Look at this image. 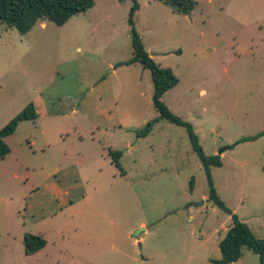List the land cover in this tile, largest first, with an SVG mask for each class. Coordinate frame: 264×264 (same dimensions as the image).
I'll return each mask as SVG.
<instances>
[{
	"label": "rangeland",
	"instance_id": "obj_1",
	"mask_svg": "<svg viewBox=\"0 0 264 264\" xmlns=\"http://www.w3.org/2000/svg\"><path fill=\"white\" fill-rule=\"evenodd\" d=\"M92 1L26 34L0 20V129L30 103L38 112L0 158V264H216L232 215L208 199L186 127L159 118L150 70L117 65L133 57V2ZM193 1L179 14L138 0L135 27L179 79L163 102L221 155L220 197L264 239V135L234 145L264 132V0ZM26 233L45 248L26 254ZM229 264L261 261L244 247Z\"/></svg>",
	"mask_w": 264,
	"mask_h": 264
},
{
	"label": "trees",
	"instance_id": "obj_2",
	"mask_svg": "<svg viewBox=\"0 0 264 264\" xmlns=\"http://www.w3.org/2000/svg\"><path fill=\"white\" fill-rule=\"evenodd\" d=\"M124 1V0H121ZM168 5L174 12L179 14H190L194 9L193 0H161ZM92 0H0V20L8 27L16 28L20 33L26 34L39 21L50 20L57 25L65 24L71 17L85 10L92 4ZM133 4L129 14V24L132 32L133 57L117 65L141 64L151 72L153 82V105L159 112V118H165L178 125L185 126L193 149L199 155L208 178V199L218 207L232 215V225L227 230L225 237L220 241L221 258L214 260L216 264H229L238 261L243 256V248L248 247L259 255L261 264H264V239H258L251 232L248 225L242 221L236 213L227 207L220 197L212 176L213 166H222V157L218 154L209 155L205 152L200 143L199 135L195 132L191 123L173 114L163 102V95L179 82L178 77L169 67L158 64L146 50L145 45L135 27V15L140 8L138 0H132ZM38 117L35 104H28L20 113L12 118L4 127L0 129V158H4L9 152L10 147L6 138L13 134L19 123L24 120H35ZM157 120V119H156ZM149 121L145 127L139 131L140 136L148 135L153 129L154 121ZM264 132L252 137L239 139L234 145L255 140L263 136ZM113 160L121 168V151L112 152ZM193 184V181H192ZM193 188V185H192ZM47 241L38 234L26 233L24 246L26 254H33L44 248Z\"/></svg>",
	"mask_w": 264,
	"mask_h": 264
},
{
	"label": "water",
	"instance_id": "obj_3",
	"mask_svg": "<svg viewBox=\"0 0 264 264\" xmlns=\"http://www.w3.org/2000/svg\"><path fill=\"white\" fill-rule=\"evenodd\" d=\"M232 147V145H227V146H225L224 148H222L221 150H220V154L223 152V151H225L226 149H230ZM138 233V232H137Z\"/></svg>",
	"mask_w": 264,
	"mask_h": 264
},
{
	"label": "crops",
	"instance_id": "obj_4",
	"mask_svg": "<svg viewBox=\"0 0 264 264\" xmlns=\"http://www.w3.org/2000/svg\"><path fill=\"white\" fill-rule=\"evenodd\" d=\"M46 245H47V244H46ZM44 248H45V247H44ZM42 249H43V248H42ZM42 249H41V250H42Z\"/></svg>",
	"mask_w": 264,
	"mask_h": 264
}]
</instances>
